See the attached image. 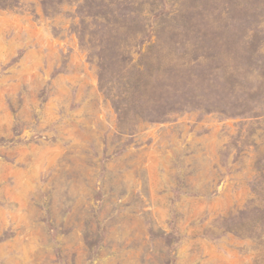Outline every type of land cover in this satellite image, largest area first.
Listing matches in <instances>:
<instances>
[{
	"label": "rangeland",
	"instance_id": "374dc122",
	"mask_svg": "<svg viewBox=\"0 0 264 264\" xmlns=\"http://www.w3.org/2000/svg\"><path fill=\"white\" fill-rule=\"evenodd\" d=\"M0 264H264V0L0 9Z\"/></svg>",
	"mask_w": 264,
	"mask_h": 264
},
{
	"label": "trees",
	"instance_id": "16d2710c",
	"mask_svg": "<svg viewBox=\"0 0 264 264\" xmlns=\"http://www.w3.org/2000/svg\"><path fill=\"white\" fill-rule=\"evenodd\" d=\"M17 3H19V0H0V9H8V8L14 7ZM103 73H104V69H103ZM117 104L119 105H117L116 110L120 114V107H119L120 103H117Z\"/></svg>",
	"mask_w": 264,
	"mask_h": 264
}]
</instances>
